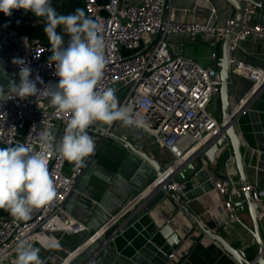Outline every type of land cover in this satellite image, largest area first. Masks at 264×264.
Listing matches in <instances>:
<instances>
[{"label": "built area", "instance_id": "2783aa9c", "mask_svg": "<svg viewBox=\"0 0 264 264\" xmlns=\"http://www.w3.org/2000/svg\"><path fill=\"white\" fill-rule=\"evenodd\" d=\"M199 1L210 8L206 0ZM243 1L246 2V9L242 28L230 42L229 65L231 74L248 79L252 88L232 109L231 117L235 120L247 112L252 99L264 89V68L241 61L233 54L239 43L250 36L264 41V25L252 23L255 3L252 0ZM83 10L92 18L99 17L103 25L108 63L100 87L114 88L116 93H123L120 105L129 107L134 116L144 119L142 126L133 125L150 134L161 148L171 154L164 175L157 177L145 191L130 201L125 215L139 206L151 190L163 188L169 179L173 182L167 192L174 191L183 199L192 179L180 182L174 178L177 173L189 162L198 159L201 153L207 152V148L214 146L217 140L225 139L226 146L230 141L225 133L224 120L212 110L214 102L220 98L222 79L219 69L174 53L167 38L178 33H188L192 37L209 33L215 36L212 45L216 46L217 41H225L234 33L237 18L228 19L223 27L210 24L212 14L209 21H178L172 0H84ZM18 20L30 24L35 19L31 11L19 9ZM0 40L12 47L7 59L12 81L19 83L21 65L13 63L14 59H19L32 69L30 79L34 80L39 75L44 81L43 85L37 84L38 89L58 83L59 77L54 75L55 65L49 67L51 45L21 33L18 28L9 27L1 17ZM216 58L214 52L213 59ZM12 95L11 91H0V147L14 146L19 142L38 150L39 136L48 123L53 125L56 140L62 138L69 114L57 111L50 105V99L42 95L25 99L13 96L9 99ZM97 123L91 126H98ZM24 130L26 134L23 136ZM109 134V129L101 132L99 142ZM66 163L57 155L49 158L48 167L57 190L51 204L35 209L27 220L15 219L8 211L0 209V264H15L16 246L21 240L35 246L49 232L74 234L87 230L86 225L74 220L65 211V204L76 190L85 169L77 167L72 174H67ZM235 165V157L230 156L226 161V178L214 183L215 190L223 197L222 206L228 212L224 224L237 221L235 203H244L246 192L252 194L254 201L264 204V189L257 183L243 185L233 180L237 174V170L232 168ZM196 232L189 235L187 232L183 242L193 239ZM102 234L97 232L90 240L96 241ZM252 242L256 243L254 238ZM57 247L63 249L60 244ZM178 253H173L171 258H177Z\"/></svg>", "mask_w": 264, "mask_h": 264}, {"label": "crops", "instance_id": "0c3cea01", "mask_svg": "<svg viewBox=\"0 0 264 264\" xmlns=\"http://www.w3.org/2000/svg\"><path fill=\"white\" fill-rule=\"evenodd\" d=\"M252 1L256 5L252 23L264 25V0ZM199 2L172 0L176 19L209 21L212 14L210 24L223 27L228 19L237 18L236 8L227 0H206L210 8ZM167 40L174 53L219 69L224 41H217L213 46L214 35L206 33L196 38L188 33H178L169 35ZM211 50L217 55L215 60L211 58ZM11 52L12 47L2 44L0 40L2 92L11 91L12 87L7 64ZM233 54L241 61L264 68V41L259 37L250 36L241 41ZM251 88V81L231 74L229 90L232 109ZM122 101L123 98L120 104ZM212 110L216 115L218 113L219 119H223L221 97L214 102ZM97 125L123 139L126 137L125 140L137 149L148 153L153 159H159L165 166L171 161V154L167 150L161 148L150 134L134 125H124L119 121L111 126L100 122ZM235 126L242 143L245 177L241 176L236 162L232 167L237 170L233 180L243 185L257 183L264 189V89L252 99L247 112L239 115ZM87 132L98 143V148L82 165L67 162L65 166L67 174H72L77 167L85 169L76 190L65 204V211L74 220L86 225L87 230L74 234H44L34 246L40 250L43 264H239L220 244L207 236L198 242L200 231L193 239L183 242L195 222L164 188L147 190L151 192L140 205L125 215L130 201L158 177L156 171L135 155L128 143L111 136L100 143L102 131L95 128L87 129ZM225 141L217 140L214 146L208 147L207 152L201 153L193 161L196 172L191 176L182 200L190 213L203 218L230 244L246 249L249 258L254 259L259 246L252 242L253 222L248 209L235 207L237 221L224 224L228 212L222 206L223 197L214 188L215 181L226 178L228 158L235 157L231 142L226 146ZM260 223L264 234V204ZM97 232H102V236L96 241L90 240ZM58 244L63 249L58 248ZM177 251L178 257L171 258Z\"/></svg>", "mask_w": 264, "mask_h": 264}, {"label": "clouds", "instance_id": "9594fccd", "mask_svg": "<svg viewBox=\"0 0 264 264\" xmlns=\"http://www.w3.org/2000/svg\"><path fill=\"white\" fill-rule=\"evenodd\" d=\"M13 9L31 11L44 19V33L52 52L49 67L55 65L54 75L59 80L38 89V83L44 84L41 77L30 79L32 69L23 60L14 59L13 63L21 67L19 83L12 81L13 95L9 99L42 95L57 111L70 115L59 141L52 132L53 125L48 123L39 136L38 150L19 142L0 147V209L15 219L27 220L35 209L51 204L57 196L48 167L50 156L80 166L95 150V142L87 132L91 125L100 122L111 126L119 121L142 126L144 119L120 105L116 89L100 87L108 60L99 17L92 18L83 9L59 14L52 0H0V12L7 16ZM39 251L21 240L16 246L15 264H43Z\"/></svg>", "mask_w": 264, "mask_h": 264}, {"label": "water", "instance_id": "95a60500", "mask_svg": "<svg viewBox=\"0 0 264 264\" xmlns=\"http://www.w3.org/2000/svg\"><path fill=\"white\" fill-rule=\"evenodd\" d=\"M231 5H233L237 10V24L233 34H231L225 41H224V48L223 54L219 57V71L222 79V86H221V105L223 111V120L225 122V133L228 136L231 145L234 150L237 167L241 174V176L245 177V168L243 163V151H242V143L239 137V134L236 130V120L232 118V107H231V100H230V90L229 85L231 81V72H230V65H229V45L231 40L235 37V35L241 30L242 28V20L243 15L246 9V2L243 0H227ZM198 35L197 37H199ZM196 37V38H197ZM213 50H211V58L213 60ZM91 128H98L100 131H105V129L99 126H90ZM109 136L114 137L115 139H119L124 143H128L129 149L137 156L145 160L149 163L154 170L158 177H162L164 175V170L167 168L168 165H164L162 161L159 159H153L148 153L140 151L137 149L133 144L129 143L127 140L121 138L120 136L110 133ZM196 172V167L192 162H189L184 169L177 173L174 177L175 180L180 182L187 181L191 178L192 175ZM173 180L169 179L165 182L163 188L168 191L169 185L172 184ZM246 184V183H245ZM169 194L172 198H174L177 203L185 209L190 217L194 220L195 224H193L188 231L187 235L194 233L195 231H200V236L198 237L197 241H201L204 236H207L212 241L217 242L220 244L239 264H264V234L262 232L261 223H260V215L262 205L253 200L252 194L250 192H246L245 202L244 203H237L235 204L236 208L244 209L245 207L248 209L252 222H253V230L251 231L256 243L259 246L258 254L254 259H250L246 249L235 247L234 245L230 244L225 237L219 233L214 231L211 225L203 220V218H199L193 213L189 212L188 207L183 203V200L178 196V194L174 191H169Z\"/></svg>", "mask_w": 264, "mask_h": 264}, {"label": "trees", "instance_id": "16d2710c", "mask_svg": "<svg viewBox=\"0 0 264 264\" xmlns=\"http://www.w3.org/2000/svg\"><path fill=\"white\" fill-rule=\"evenodd\" d=\"M53 7L59 14H73L77 9H83L84 0H52ZM19 9H13L11 15H5L0 12V17L3 22L11 28H18L23 34L29 35L32 38H39L44 43L50 45L47 35L44 33V24L40 25H20L18 20ZM59 31V30H58ZM67 40V37H65Z\"/></svg>", "mask_w": 264, "mask_h": 264}, {"label": "rangeland", "instance_id": "374dc122", "mask_svg": "<svg viewBox=\"0 0 264 264\" xmlns=\"http://www.w3.org/2000/svg\"><path fill=\"white\" fill-rule=\"evenodd\" d=\"M34 15V14H33ZM34 22H32V23H30V24H25L24 22H19L20 23V25H40V24H44L45 23V21H44V19L43 18H38V17H36L35 15H34ZM137 52V51H136ZM126 53V52H125ZM115 87H117V86H115ZM116 96H117V98H118V101H119V103L121 102V100H122V98H123V96H124V94L123 93H121V92H118V93H116L115 94ZM213 109V108H212ZM215 114H216V112H215ZM217 116H218V113H217ZM119 125V123L117 124V126ZM26 134V131L24 130V131H22V135L24 136ZM20 139H22V138H20Z\"/></svg>", "mask_w": 264, "mask_h": 264}]
</instances>
